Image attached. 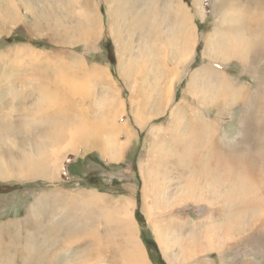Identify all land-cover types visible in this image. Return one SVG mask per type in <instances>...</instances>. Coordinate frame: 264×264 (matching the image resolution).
Wrapping results in <instances>:
<instances>
[{
  "label": "rangeland",
  "instance_id": "1",
  "mask_svg": "<svg viewBox=\"0 0 264 264\" xmlns=\"http://www.w3.org/2000/svg\"><path fill=\"white\" fill-rule=\"evenodd\" d=\"M259 1L0 0V264H264Z\"/></svg>",
  "mask_w": 264,
  "mask_h": 264
},
{
  "label": "bare ground",
  "instance_id": "2",
  "mask_svg": "<svg viewBox=\"0 0 264 264\" xmlns=\"http://www.w3.org/2000/svg\"><path fill=\"white\" fill-rule=\"evenodd\" d=\"M214 1H218V0H214ZM222 3H223V5L224 6H222V12L224 13V15L226 16V15H229V12L231 11V9H235V5L234 4H230V5H228L227 3H226V0H220ZM250 2H251V4H252V7L250 8V12L252 11V9H253V11L254 10H256L255 11V13L253 14V16L254 17H256L257 15V13H258V10L261 8V2L259 1V0H250ZM221 4V3H220ZM179 10L183 13V15H186L187 17H188V10H187V8L182 4H180L179 6ZM240 12L241 11H236L235 13H238V14H240ZM173 13L175 14V12L173 11ZM233 15V17H234V13L232 14ZM244 16V14H242V17ZM241 17V18H242ZM199 18L200 19H202V20H204L205 19V15L203 14V10H202V7H200V10H199ZM251 19H253V18H245V20H244V22L241 24V26H243L244 28H245V32H247V34H250V36H252V35H255V37L254 36H252V37H254L255 39L257 38V40L259 41H261V40H263L264 39V26H261L260 28H258V30H259V32L257 33V37H256V34L254 33V34H252V31L253 32H255L252 28L255 26V25H253V24H251ZM263 25V24H262ZM196 28V27H195ZM195 28H194V30H193V40H194V43H193V45L195 44V39H196V37H197V32H196V30H195ZM252 29V30H251ZM247 47V46H246ZM214 80L212 79V83H214L213 82ZM209 83H210V80H209ZM229 84V83H228ZM221 85V84H220ZM230 85V84H229ZM264 102V101H263ZM261 105H263V104H261ZM201 124V123H200ZM203 124V123H202ZM194 125V124H193ZM204 125V124H203ZM199 126H201V125H199ZM205 127H206V124H205ZM76 130L74 131V132H71L70 130L71 129H69V133L71 134V136L72 135H75L76 133L75 132H78V130L80 131V130H82L83 129V126H78V127H76L75 128ZM209 129V128H208ZM208 129H206V131H208ZM201 132H202V130H201ZM62 133H64V132H62ZM85 133V132H84ZM87 133V132H86ZM86 133H85V135H86ZM89 133V132H88ZM84 135V134H83ZM208 136V135H207ZM61 138V137H60ZM57 152V148L56 149H52L51 151H50V153H48V155H46V156H48L47 157V159H46V163H44V165L43 166H45L47 169H42V170H46V173H48L49 172V170L50 169H52V167L54 166V165H56V163H57V161L59 160V158H58V156H59V154L58 153H56ZM222 157V156H221ZM218 157V156H216V158H217V160H216V163L218 164V165H220L221 167H226V169H227V171H229L230 173L232 172V171H230V170H235V169H237L236 167V161H234V159H236V158H234V159H232V157L231 156H229V158L231 159H229V160H227L226 159V157ZM237 157V156H236ZM118 157H116V158H113V159H117ZM238 159V158H237ZM239 159H241V158H239ZM44 160V159H43ZM242 160V159H241ZM43 162V161H42ZM237 162H238V160H237ZM242 163V162H241ZM257 164V162L256 163H253V161H250V162H245V163H243L242 164V168L246 171V172H249L250 174H251V176H255V177H258V174H256L257 172H256V169L254 168V165H256ZM52 166L51 168L49 167V166ZM42 166V165H41ZM241 166V165H240ZM59 167H60V165H56V167L54 168V171H57L58 169H59ZM239 169H241V167H238ZM49 169V170H48ZM264 170V169H263ZM51 171V170H50ZM202 171V170H201ZM228 172V173H229ZM235 172V171H234ZM238 172V171H237ZM263 172V171H262ZM260 173V172H259ZM264 173V172H263ZM45 174V173H44ZM239 174H241V173H239ZM245 174V173H244ZM248 174V173H247ZM49 175V174H48ZM230 175V174H229ZM248 176H249V174H248ZM254 184H256V182H254ZM248 184L247 183H244L241 187L239 186V184H238V190H239V187H240V190H241V192H245L246 190L248 191ZM146 198V197H145ZM86 201L87 202H94V196H91V197H89V196H86ZM100 199H102V198H100V197H97V200L98 201H100ZM126 200H128V199H126ZM132 206V204L130 203V201H126V203H124L122 206H121V216H122V219H120V221L119 220H117L118 222H119V226L120 227H122L123 229V232L126 234V236H125V241H126V243H127V245H129L130 247H131V250H127L128 252H129V254H128V259L130 260V262H132V264H148L147 262H146V259L144 258V254H142V252L140 251V249L138 248V246H136L135 244H133L132 245V243H131V241L134 239L133 238V236H132V216H131V214H130V211H129V208ZM120 215V214H119ZM210 244V243H209ZM210 246V250H217L216 248L214 249V247L213 246H211V244L209 245ZM202 252V251H201Z\"/></svg>",
  "mask_w": 264,
  "mask_h": 264
}]
</instances>
